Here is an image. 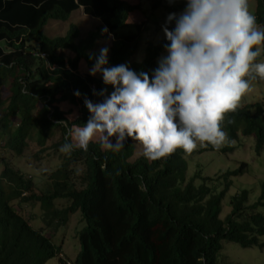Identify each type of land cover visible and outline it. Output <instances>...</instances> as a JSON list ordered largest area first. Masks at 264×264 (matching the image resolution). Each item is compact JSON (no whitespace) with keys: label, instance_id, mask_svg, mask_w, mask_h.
Listing matches in <instances>:
<instances>
[{"label":"trees","instance_id":"trees-1","mask_svg":"<svg viewBox=\"0 0 264 264\" xmlns=\"http://www.w3.org/2000/svg\"><path fill=\"white\" fill-rule=\"evenodd\" d=\"M253 1L257 24L264 28V0ZM164 2L168 0H152V10ZM140 7L141 0H0V110L5 113L0 140L7 151L20 157L29 141L44 147L54 131L60 134L58 144H75L65 137L70 128L87 122L85 97L94 104L102 98L93 94L100 91L102 76L88 74L99 54L97 41L111 37L108 67L127 64L151 77L168 41L146 45L141 61L130 63L148 24V19L129 21ZM166 8L178 14L185 0ZM77 11L97 20L95 31L84 35L70 25L64 36L44 34L49 21L64 23ZM253 107L238 106L221 127L228 142L252 136L259 154L264 149L263 110ZM99 136L94 135L87 151L76 147L63 153L49 176L50 190L40 195L32 192L33 184L22 171L0 157V264H46L61 254L52 241L54 233L33 228L13 209V201L39 204L46 227L57 232L80 211L84 226L76 234L79 252L73 264H216L224 241L264 250V216L256 212L264 205V192L254 204H249L248 191L239 192L221 219L231 183L214 194L204 184L196 187L195 176L187 180L184 157L194 151L177 149L150 160L136 156L130 138L123 148L111 150ZM246 166L227 172L226 179L242 174ZM23 192L28 196L21 197ZM56 201L67 206L58 209ZM58 263L66 264L60 257Z\"/></svg>","mask_w":264,"mask_h":264},{"label":"clouds","instance_id":"clouds-1","mask_svg":"<svg viewBox=\"0 0 264 264\" xmlns=\"http://www.w3.org/2000/svg\"><path fill=\"white\" fill-rule=\"evenodd\" d=\"M172 21L175 26L170 30L167 25ZM162 32L168 41L166 55L158 58L151 77L127 64L108 67L109 49L99 50L88 74L99 73L113 91L107 95V88L94 91L103 97L100 103L85 97L87 122L69 129L65 140L71 137L75 144L64 143L62 153L70 154L76 147L87 151L97 133L102 145L111 150L123 148L129 138L139 142L143 156L150 160L177 149L190 154L197 142L213 147L225 143L227 133L221 123L226 114L236 111L250 90V80L264 79V63H254L260 55L257 46L264 44V28L249 11L248 0H185L182 12L167 15ZM89 59H93L91 53ZM74 95L79 97V91ZM28 180L34 194L48 191L37 192L33 180ZM26 196L28 192L21 195ZM28 203L13 201L12 207L21 215ZM60 247L58 257L73 264Z\"/></svg>","mask_w":264,"mask_h":264},{"label":"rangeland","instance_id":"rangeland-1","mask_svg":"<svg viewBox=\"0 0 264 264\" xmlns=\"http://www.w3.org/2000/svg\"><path fill=\"white\" fill-rule=\"evenodd\" d=\"M152 0H141L140 11H135L130 20L133 23L143 22L148 19L146 31L143 33L137 53L131 58L130 63L140 62L144 55V48L148 44H157L164 41L162 32V25H164L166 17L170 12L166 7H173L174 3H162L156 10L151 8ZM249 11L254 15L256 10V3L253 0H248ZM143 14V15H142ZM97 20L83 16L79 11L74 12L70 19L64 23L49 21L43 32L46 36L58 37L64 36L70 25L80 28L82 34L89 31H95ZM171 30L175 26V21L167 25ZM105 31L102 35H105ZM111 37H106L97 41L98 51L103 48H109ZM260 48V55L256 58L254 63H264V50L262 44L257 46ZM254 50H256L254 48ZM166 55L165 51L160 56ZM159 56V57H160ZM158 57V58H159ZM155 68L158 66L157 61ZM154 68V69H155ZM151 71V74L153 70ZM247 79V77H246ZM95 86V85H94ZM99 90L107 88L105 95L110 94L113 89L110 85L106 86L101 83ZM96 100V103L102 102ZM261 106L262 118L264 119V79L257 77L250 80V90L246 92L240 99L239 106ZM4 110H0V118L4 116ZM52 137L47 141L44 147L38 146L35 141L27 142V147L24 149L20 157H15L12 153L3 147L4 142L0 140V157L8 162V165L16 170L23 172L26 179H31L35 183L37 192H45L50 188L49 176L62 162L65 154L60 151L62 145L58 144L60 134L56 131L52 133ZM99 140V138H98ZM134 148L136 156L143 153V148L139 142L134 141ZM224 148H231L226 152H221ZM187 163V180L194 177V185L197 187L201 184L211 188L214 194H219L230 181L229 190L225 193L222 200L223 212L220 218L223 219L228 212L230 199L239 192L246 190L249 194V204H254L258 201L261 194L264 192V149L259 154L255 152V141L251 137H240L236 141L225 143L219 147L211 145H201L197 142V148L193 155H186ZM246 164V168H242V174L226 179L227 172H234L240 169L242 164ZM1 169V167H0ZM76 178V173H75ZM76 184V183H75ZM76 187L78 185L76 184ZM56 208H65L67 203L65 201L54 202ZM18 207L20 214L33 226L35 229L42 228L44 233L51 234V227H46L43 222V210L39 204L28 203L25 206ZM257 213L264 216V205L257 208ZM84 226L80 211L74 213L66 227H61L59 231H53L55 237L52 238L54 245L62 246V253L66 259L71 263L74 262L75 257L79 252V244L76 239V234ZM264 241V237L261 238ZM264 264V250L258 248H242L239 245L231 242H222V249L216 256V264ZM46 264H59L58 258L55 257L49 260Z\"/></svg>","mask_w":264,"mask_h":264},{"label":"built area","instance_id":"built-area-1","mask_svg":"<svg viewBox=\"0 0 264 264\" xmlns=\"http://www.w3.org/2000/svg\"><path fill=\"white\" fill-rule=\"evenodd\" d=\"M42 57H44V55H42Z\"/></svg>","mask_w":264,"mask_h":264}]
</instances>
